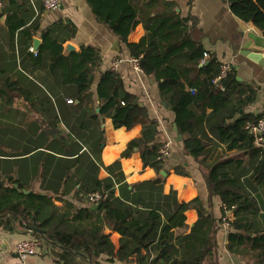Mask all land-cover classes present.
Listing matches in <instances>:
<instances>
[{
  "label": "trees",
  "instance_id": "1",
  "mask_svg": "<svg viewBox=\"0 0 264 264\" xmlns=\"http://www.w3.org/2000/svg\"><path fill=\"white\" fill-rule=\"evenodd\" d=\"M86 1L94 15L126 43L142 72L156 82L174 112L186 155L208 166L215 155L249 149L247 156L218 162L210 169V191L220 201L222 214L223 206L231 212L226 250L251 264H264V148L255 145L254 135L246 128L247 123L259 120L264 109L258 113L245 110L255 101L257 88L238 81L231 65L215 81L222 63L205 50L191 30L192 21L181 17L173 2L143 0L139 7L134 0ZM226 1L234 16L252 24L264 36V0ZM16 18L11 16L8 24L11 39L16 28L24 27ZM139 23L143 36L137 42H127ZM60 32L52 27L41 31L34 63L42 66L47 59L48 70L57 71L61 83L73 84L83 96L100 67V52L96 47L81 45L77 51L64 54L65 37ZM31 33L30 28L23 29L22 34L30 38L26 48L32 43ZM5 72L0 66V75H4L0 101L8 104L18 97L30 99V93ZM96 94L99 114L110 113L114 128L141 126L140 134L128 143L124 154L137 149L144 167H152L157 174L164 170L166 157L159 153L164 142L156 141L158 124L138 98L124 88L120 76L112 69L104 70ZM204 126L216 141L204 136ZM213 150L217 151L212 154ZM23 190L13 177L0 185V224L13 230L19 226L18 221L22 222L53 251L58 264H102L101 255L109 261L116 258L137 264H214L210 215L198 198L174 203L163 220L159 209L143 198L146 196L130 193L126 184L119 186L116 195L113 186L96 181L91 192L100 193L101 198L95 209L89 203L75 206L64 201L56 205L46 194ZM190 208L195 209L197 219L188 232L182 233L188 228L184 213ZM112 231L119 234L117 248L110 239Z\"/></svg>",
  "mask_w": 264,
  "mask_h": 264
},
{
  "label": "crops",
  "instance_id": "2",
  "mask_svg": "<svg viewBox=\"0 0 264 264\" xmlns=\"http://www.w3.org/2000/svg\"><path fill=\"white\" fill-rule=\"evenodd\" d=\"M163 1L173 2L174 10L192 21L191 30L195 37L200 38L205 50L219 62L235 68L238 81L252 83L257 88L255 101L245 110L263 111L264 66L246 56L249 51H257L259 43H264L261 32L234 16L226 0ZM134 2L139 7L143 4V0ZM14 15L23 21L24 27L16 28L11 39L8 24ZM48 27L60 29V34L64 35V54L77 51L81 45L98 48L100 67L85 95L80 96L73 84L61 83L58 72L48 70L47 59L42 66L34 63L41 31ZM24 28L32 30V43L27 48L25 44L30 38L22 34ZM143 34V26L139 23L128 35L127 42H137ZM36 39L38 45L34 48ZM68 44L73 50L66 49ZM131 59L126 43L94 15L86 0H60L59 7L51 10L44 9L42 0H3L0 8V66L6 70L5 75L17 80L30 93V99L14 98L0 107L4 111L0 118V140H7L12 146L8 152L0 153V178L13 177L25 191L46 194L56 205L66 201L75 206L89 203L86 195L96 181L113 186L116 195L119 186L126 184L130 193L146 196L143 198L159 209L163 220L174 203L198 198L210 215L214 264H251L226 250L228 228L222 225L221 203L212 196L209 180L210 169L216 163L243 158L249 149L215 155L208 166L186 155L177 132L173 130L174 112L160 95L156 82L135 70ZM107 69L120 76L124 88L138 98L148 116L157 122L159 137L156 141L168 144L164 170H161L165 176L161 171L157 174L152 167H144L137 149L124 154L128 143L140 134V125L130 129L114 128L110 113L99 114L96 85L100 74ZM3 79L4 75H0V83ZM45 102L47 108L43 105ZM202 130L205 137L216 141L206 126ZM17 140L24 146L35 141L46 144L17 151ZM255 145L264 148V137L261 144ZM156 177L161 181L155 182ZM184 215L188 228L182 233L188 232L197 219L193 208L187 209ZM20 223L18 221L19 226L13 230L0 224V264H58L55 254L44 241ZM110 239L117 248L119 234L110 232ZM37 241L35 253L21 257L17 252L19 243ZM99 258L102 264H137L116 258L109 261L105 255Z\"/></svg>",
  "mask_w": 264,
  "mask_h": 264
},
{
  "label": "built area",
  "instance_id": "3",
  "mask_svg": "<svg viewBox=\"0 0 264 264\" xmlns=\"http://www.w3.org/2000/svg\"><path fill=\"white\" fill-rule=\"evenodd\" d=\"M2 4H3V0H0V8L2 7ZM42 4L45 10H51V9H55L59 7L60 0H42ZM30 50L35 53L32 47L30 48ZM130 61L135 70L142 72V70L138 66L137 59L133 58ZM229 65L230 64L228 63L222 64L221 69H220V74L218 77L215 78V81H217L218 79H220L221 77L225 75L226 71L229 69ZM246 128L249 130V132H251L254 135V143L261 144L262 139L264 137V112L256 123H253V124L247 123ZM159 153L161 154L162 158H165L167 156L168 144L166 142H164L160 146ZM100 198H101V195L98 192H90L86 195V200L92 204H97ZM223 208H224V215L221 218V222L225 228H228L229 227L228 220L231 217V212L230 210L226 209V207L223 206ZM37 244H39L38 241L37 243L21 242L17 245V252L19 253L21 257H26L27 255H30L36 252Z\"/></svg>",
  "mask_w": 264,
  "mask_h": 264
},
{
  "label": "water",
  "instance_id": "4",
  "mask_svg": "<svg viewBox=\"0 0 264 264\" xmlns=\"http://www.w3.org/2000/svg\"><path fill=\"white\" fill-rule=\"evenodd\" d=\"M261 41H263V40H261ZM33 45H34V48L37 47V45H38V40H37V39L34 40ZM258 45H259L258 48H256L257 51H249V52L246 54V56H247L249 59L253 60L255 63L264 66V43H259ZM66 49H67L68 51L73 50V46H72L71 44H68V45L66 46ZM173 130H174L175 133L177 132L176 124H173ZM178 137L181 138V135L178 134ZM161 174L165 176V172H164V171H161ZM5 182H6V180H2V179L0 178V185L4 184ZM14 186H16V185H14ZM23 191H24V192H27V191H25V190H23ZM98 207H99V204H98V203L95 204V205H91V208H92V209H95V208H98ZM19 223H20V221H19ZM20 224H21V223H20ZM22 226H23L24 228H27L25 225H22ZM28 229H29V228H28Z\"/></svg>",
  "mask_w": 264,
  "mask_h": 264
},
{
  "label": "rangeland",
  "instance_id": "5",
  "mask_svg": "<svg viewBox=\"0 0 264 264\" xmlns=\"http://www.w3.org/2000/svg\"><path fill=\"white\" fill-rule=\"evenodd\" d=\"M7 105L5 102H1L0 101V107ZM44 107L47 108L48 107V103L45 102ZM7 112V111H6ZM2 113H4V111L0 110V118H2ZM25 135L21 136V138H23ZM35 141V140H34ZM11 142H8L7 140H0V153H5L8 152L9 148H11L12 146L9 145ZM46 144V142H27V144L24 146L23 142L19 143V140L16 141L15 145L17 148V151H20V149L24 148V147H34L36 145H41V144ZM48 144H51L50 142H48Z\"/></svg>",
  "mask_w": 264,
  "mask_h": 264
}]
</instances>
